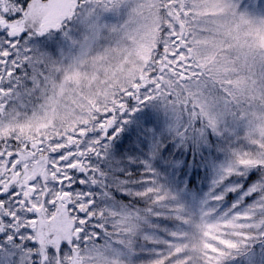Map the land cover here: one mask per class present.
Returning a JSON list of instances; mask_svg holds the SVG:
<instances>
[{
  "label": "snow or ice",
  "instance_id": "obj_1",
  "mask_svg": "<svg viewBox=\"0 0 264 264\" xmlns=\"http://www.w3.org/2000/svg\"><path fill=\"white\" fill-rule=\"evenodd\" d=\"M0 264H264V0H0Z\"/></svg>",
  "mask_w": 264,
  "mask_h": 264
}]
</instances>
